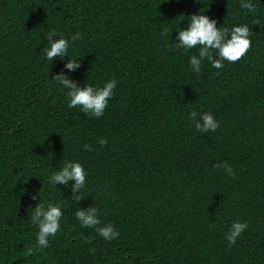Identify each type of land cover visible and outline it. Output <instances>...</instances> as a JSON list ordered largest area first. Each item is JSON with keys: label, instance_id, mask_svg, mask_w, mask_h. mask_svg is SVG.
<instances>
[{"label": "trees", "instance_id": "16d2710c", "mask_svg": "<svg viewBox=\"0 0 264 264\" xmlns=\"http://www.w3.org/2000/svg\"><path fill=\"white\" fill-rule=\"evenodd\" d=\"M241 2L0 0V264H264V0H251L255 12ZM199 13L229 34L247 25L251 49L193 72L199 48L170 45ZM53 31L68 57L49 61ZM70 59L80 68L68 71ZM62 72L81 87L117 81L101 118L68 107L69 90L52 79ZM192 111L218 129L197 132ZM225 161L234 176L214 167ZM67 162L86 172L79 202L74 181L49 182ZM38 203L63 212L43 250L33 247ZM90 206L118 238L81 226L75 212ZM237 221L248 227L229 247Z\"/></svg>", "mask_w": 264, "mask_h": 264}, {"label": "clouds", "instance_id": "9594fccd", "mask_svg": "<svg viewBox=\"0 0 264 264\" xmlns=\"http://www.w3.org/2000/svg\"><path fill=\"white\" fill-rule=\"evenodd\" d=\"M240 6L249 12L256 11V7L251 3V0H248V2H243L242 0ZM252 34L253 32L247 25L233 27L229 34L227 28L221 29L217 27L216 20L199 13L189 18L187 28L178 31L176 37L178 43L170 45V47L176 49L183 48L186 51L199 48L198 56L193 55L189 60L190 68L193 72L199 73L201 71V62L203 60H207L213 68L220 70L224 67L225 61L236 63L247 54L252 46L250 39ZM57 35L55 31L47 34L49 46L44 47L41 52L43 57L46 56L49 61H52L54 58L68 57L69 41L62 37L53 39ZM162 35H168L167 30ZM80 38V33H76L71 39L75 42ZM214 53L216 54L214 55ZM80 66L77 60L70 59L64 67L68 71H75ZM52 79L58 81L64 88L69 90L67 92L70 101L68 103L69 108L79 107L82 113L85 115L91 114L95 118H101L104 115L108 101L113 97L114 90L117 87V81L114 78L108 80L102 88H96L87 84L83 87L78 86L75 81L70 80L63 72ZM198 116L199 119H197ZM189 118L193 122L195 130L200 133L215 132L219 127L218 121L209 112L200 114L192 111L189 113ZM98 143L103 147L107 144V140L101 138ZM83 150L92 151V145L85 144ZM214 167L216 169L223 168L230 176L235 175L231 165L226 161L215 164ZM69 181H74L72 185V199L77 202L81 201L82 197L76 195V193H80L85 187L86 172L82 164L67 162L62 169L53 173L49 178V182L54 186L57 184L67 186ZM38 195L40 197V192ZM31 198L36 200L37 196L34 195ZM62 216L63 212L61 206L58 204L48 203L47 207H45L44 204L38 203L35 206L31 220L33 224L38 226V233L36 245L33 247L43 250L49 246V237H54L60 231ZM75 218L82 227L95 228L96 232L107 241H112L120 235L119 231L111 224L100 226L102 221L98 218V209L95 206H90L86 210L80 208L75 212ZM247 227L246 222L241 223L237 221L233 223L230 231L225 236L229 247L236 244L237 239ZM33 247L28 249L29 254L32 253Z\"/></svg>", "mask_w": 264, "mask_h": 264}]
</instances>
